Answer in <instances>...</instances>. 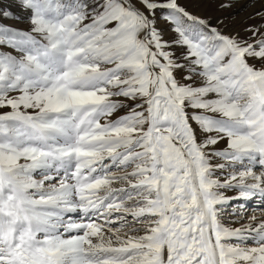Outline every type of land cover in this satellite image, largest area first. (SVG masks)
I'll list each match as a JSON object with an SVG mask.
<instances>
[{"label":"snow or ice","instance_id":"6c2138e0","mask_svg":"<svg viewBox=\"0 0 264 264\" xmlns=\"http://www.w3.org/2000/svg\"><path fill=\"white\" fill-rule=\"evenodd\" d=\"M257 211L264 0H0V264H264Z\"/></svg>","mask_w":264,"mask_h":264},{"label":"bare ground","instance_id":"6f19581e","mask_svg":"<svg viewBox=\"0 0 264 264\" xmlns=\"http://www.w3.org/2000/svg\"><path fill=\"white\" fill-rule=\"evenodd\" d=\"M250 214H252V213H250ZM254 214H256L257 216H260V215H264V212H259V211H257V212H255Z\"/></svg>","mask_w":264,"mask_h":264}]
</instances>
